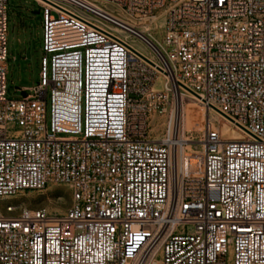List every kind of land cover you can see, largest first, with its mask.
I'll list each match as a JSON object with an SVG mask.
<instances>
[{
  "label": "built area",
  "instance_id": "obj_1",
  "mask_svg": "<svg viewBox=\"0 0 264 264\" xmlns=\"http://www.w3.org/2000/svg\"><path fill=\"white\" fill-rule=\"evenodd\" d=\"M8 1L0 264H264V0H37L40 79L17 99ZM183 95L248 137L208 122L199 172L177 161ZM51 185L64 214L17 201Z\"/></svg>",
  "mask_w": 264,
  "mask_h": 264
},
{
  "label": "rangeland",
  "instance_id": "obj_2",
  "mask_svg": "<svg viewBox=\"0 0 264 264\" xmlns=\"http://www.w3.org/2000/svg\"><path fill=\"white\" fill-rule=\"evenodd\" d=\"M108 6L113 8L110 4ZM8 8V97L17 99L23 97L21 88H33L40 79L44 8L37 0H9ZM136 43L145 48L140 41L136 40ZM185 102L188 108L191 107V114H187L185 121V138L188 139L185 142L187 147L185 167L193 171L201 167L203 138L208 122L220 129L226 137L238 138L241 133L219 114L190 96L186 97ZM194 157L198 159L197 164L192 162ZM71 199L70 189L59 185H51L44 190H28L17 197L18 202L29 208H46L52 214H64L70 207ZM231 263L229 260L228 264Z\"/></svg>",
  "mask_w": 264,
  "mask_h": 264
},
{
  "label": "bare ground",
  "instance_id": "obj_3",
  "mask_svg": "<svg viewBox=\"0 0 264 264\" xmlns=\"http://www.w3.org/2000/svg\"><path fill=\"white\" fill-rule=\"evenodd\" d=\"M117 16L120 19H124L125 20V18L122 17L121 15H117ZM135 45H136V47L138 49H140L142 51H145V48L144 47L142 48L141 46H138L137 43H135ZM190 97L193 98L192 96H190ZM185 99H186V96L185 95H183L182 98H179V109H180V115H181L180 116L181 117V119H180V129H181V134H182V141L180 142V145H179V148H178V152H177V161H178V163H179L180 166L181 165H184V167L186 166V149H187L186 144L184 143V141L185 140H188V139H186L184 137L185 136V129H186L185 121H186L187 114H191V107L188 108V106H186ZM214 112H216V111H214ZM216 113L219 114L218 112H216ZM237 129L241 133V135H240V137L234 138V139H246V138H248L247 135H245L241 129H239V128H237ZM192 162L195 163V164H197L198 163L197 157L192 158ZM185 168L187 169V167H185ZM202 168H203V160H202V163H201V167L200 168H198L196 170H193V171H190V172H199V171L202 170Z\"/></svg>",
  "mask_w": 264,
  "mask_h": 264
},
{
  "label": "water",
  "instance_id": "obj_4",
  "mask_svg": "<svg viewBox=\"0 0 264 264\" xmlns=\"http://www.w3.org/2000/svg\"><path fill=\"white\" fill-rule=\"evenodd\" d=\"M36 13H38V12H36ZM22 94H23L24 97L27 96V92L26 91H22Z\"/></svg>",
  "mask_w": 264,
  "mask_h": 264
}]
</instances>
